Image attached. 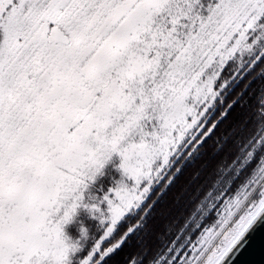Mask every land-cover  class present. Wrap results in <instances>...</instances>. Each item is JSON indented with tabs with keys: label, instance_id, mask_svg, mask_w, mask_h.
Returning <instances> with one entry per match:
<instances>
[{
	"label": "snow or ice",
	"instance_id": "obj_1",
	"mask_svg": "<svg viewBox=\"0 0 264 264\" xmlns=\"http://www.w3.org/2000/svg\"><path fill=\"white\" fill-rule=\"evenodd\" d=\"M260 224L264 0H0V264H232Z\"/></svg>",
	"mask_w": 264,
	"mask_h": 264
},
{
	"label": "water",
	"instance_id": "obj_2",
	"mask_svg": "<svg viewBox=\"0 0 264 264\" xmlns=\"http://www.w3.org/2000/svg\"><path fill=\"white\" fill-rule=\"evenodd\" d=\"M245 238L248 240L247 246L239 252L232 264H264V224L254 227Z\"/></svg>",
	"mask_w": 264,
	"mask_h": 264
},
{
	"label": "rangeland",
	"instance_id": "obj_3",
	"mask_svg": "<svg viewBox=\"0 0 264 264\" xmlns=\"http://www.w3.org/2000/svg\"><path fill=\"white\" fill-rule=\"evenodd\" d=\"M95 221H91V225L94 227Z\"/></svg>",
	"mask_w": 264,
	"mask_h": 264
},
{
	"label": "trees",
	"instance_id": "obj_4",
	"mask_svg": "<svg viewBox=\"0 0 264 264\" xmlns=\"http://www.w3.org/2000/svg\"><path fill=\"white\" fill-rule=\"evenodd\" d=\"M89 223L91 224V221H89ZM94 226H95V224H94Z\"/></svg>",
	"mask_w": 264,
	"mask_h": 264
}]
</instances>
